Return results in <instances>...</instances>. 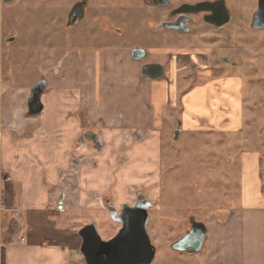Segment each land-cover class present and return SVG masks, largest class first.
Masks as SVG:
<instances>
[{
    "label": "rangeland",
    "instance_id": "rangeland-1",
    "mask_svg": "<svg viewBox=\"0 0 264 264\" xmlns=\"http://www.w3.org/2000/svg\"><path fill=\"white\" fill-rule=\"evenodd\" d=\"M83 1L84 17L68 26L71 8ZM184 1L197 0L172 2ZM225 1L231 15L228 24L215 30L198 20L185 34L154 28L162 17L149 15L147 12L153 9H146L142 0H0V121L8 103L20 102L28 114L31 88L42 79L46 82L42 104L52 91L50 96L60 98L58 90L64 87L72 92V86H86L88 92L71 95L76 96L81 121L76 147L85 143L96 151H117L121 163L125 152L119 150L113 137L105 141V132L122 136V131L129 128L125 127L124 112L132 110L131 119L136 120L149 111V78H143L138 68L144 62L133 61L129 53L137 48L148 51L146 62L156 61L152 56L156 52L170 53L173 60L163 69L172 75L171 90L178 85L180 74L195 71L192 78L183 81V92L172 101L171 109L162 111L155 184L146 181L125 191L124 201L117 200L113 193L108 196L107 205L114 209L132 205L138 197L156 204L149 212L152 224L148 227L153 246H158L155 264H182V260L185 264H206L208 250L204 243L200 253L180 258L168 247L175 236L157 228L159 216L188 212L196 214L206 226L216 218L217 225L221 222L229 227L233 220L230 214L240 208L244 153L261 155L264 182V29L251 28L257 0ZM76 52L90 56L84 62L86 72L83 66L77 68ZM108 75L113 77L106 82ZM134 87L140 89H135L132 99L139 97V102L122 103L120 98H112L117 93L109 94L106 104L97 101L101 89L121 93ZM90 91L96 94L94 102L89 101ZM138 109L141 117L134 114ZM211 111L216 115L212 128H199V115L209 117ZM177 130L180 133L174 140ZM0 180L7 195L10 183ZM107 205L103 207L106 212ZM90 222L95 221L89 219L85 225ZM108 223L111 239L119 224L110 218ZM12 228L6 220L3 243Z\"/></svg>",
    "mask_w": 264,
    "mask_h": 264
},
{
    "label": "crops",
    "instance_id": "crops-1",
    "mask_svg": "<svg viewBox=\"0 0 264 264\" xmlns=\"http://www.w3.org/2000/svg\"><path fill=\"white\" fill-rule=\"evenodd\" d=\"M75 55L77 68L83 66L86 72V60L90 56L81 52ZM152 56L162 67L173 60L166 52ZM138 68L141 69V64ZM194 72L180 74V81L173 90L172 75L167 74L166 69L162 79L149 78L148 113L141 117L138 109L139 113L134 114L141 118L135 120L131 119L132 110L124 112L125 127L129 128L122 131V136L105 132V141L113 137L116 146L120 145L119 150L125 152L121 163L117 151H96L85 143L76 147L81 121L77 116L76 96L71 95L88 92L86 86H72L75 88L72 92L65 91L67 87H64L58 90L60 98L50 96L54 94L52 91L45 97L43 110L35 116L26 114L20 102L5 105L0 121V178L10 183V192L5 194L6 211L0 215V264L1 256L3 264L84 263L78 231L89 219L95 221L101 239L108 240L109 218L103 207L109 203V193L124 201L125 191L140 187L146 181L155 184L162 111L171 109L172 101H177L183 92V81L192 78ZM106 77L108 82L113 76ZM135 89L140 88L121 93L101 89L98 100L90 91L94 96L92 94L89 101L97 100L103 105L108 102L109 94L117 93L113 99L136 103L139 97L132 99ZM213 111L209 112V117L205 113L198 116L199 128H212L216 120ZM260 157L258 153H244L240 208L230 214L233 220L231 218L229 227L221 222L217 225L216 218L211 223L206 241V264H264V182ZM3 193L0 186L1 196ZM6 220L13 228L8 230L3 243Z\"/></svg>",
    "mask_w": 264,
    "mask_h": 264
},
{
    "label": "water",
    "instance_id": "water-1",
    "mask_svg": "<svg viewBox=\"0 0 264 264\" xmlns=\"http://www.w3.org/2000/svg\"><path fill=\"white\" fill-rule=\"evenodd\" d=\"M83 2L81 3L83 4ZM81 3L78 5H82ZM214 3L215 2H200L194 5L183 4L173 15L192 12H210L211 8L203 6L205 4L212 5ZM216 4V20L212 17L208 19L209 21L205 19V22L214 24L215 27H221L229 22L230 17L224 0H220L216 2ZM71 16V14L68 16V26L73 25L77 19L81 20L84 17V13L78 18L76 16L71 18ZM159 27L175 32L188 30L186 28L183 29V24L177 22L164 23ZM251 28L255 30L264 29V0H257V9L251 19ZM143 52L142 49H136L132 50L130 55L133 59L139 60L144 56ZM141 76L143 78L162 79L164 77V69L161 65H146L141 70ZM45 89L46 82L44 79L38 81L31 88L26 103L27 112L30 116L38 115L43 110L40 97ZM179 133L180 130H177L174 135V140H177ZM140 198L141 197L137 198V203L133 207L127 204L123 205L119 215H117L114 208L107 207V213L110 219L116 223H120L122 226L113 238L102 240L95 222H90L79 229L78 236L81 240L79 251L85 264H153L155 247L150 243L146 229L149 217L148 208L151 205L150 202L144 198H141L144 200L139 203L138 200ZM198 225L201 226V229L197 237L190 234L184 237L183 240L178 242L173 248L187 250L186 242L190 238L195 237L197 246H194L190 252L201 251L203 241L206 237V227L201 223H198Z\"/></svg>",
    "mask_w": 264,
    "mask_h": 264
},
{
    "label": "flooded vegetation",
    "instance_id": "flooded-vegetation-1",
    "mask_svg": "<svg viewBox=\"0 0 264 264\" xmlns=\"http://www.w3.org/2000/svg\"><path fill=\"white\" fill-rule=\"evenodd\" d=\"M172 1L173 0H142L143 6L146 9H153V10H149L147 12L149 15L154 16V17L158 15V16L162 17L159 24H154L153 25L154 28L156 26L159 27L160 25H162L164 23H174V22H177V23H182L183 26H184L183 29L186 28L188 30L187 31H183V32H175V31L163 29L161 27H159L157 29L171 31V32H174V33H185V34H187V33L190 32L191 26L193 24L197 23L198 20H201L205 25H207V26H209V27H211V28H213L215 30L222 28L224 25L228 24L231 21L230 11L226 7L227 12H228V15L230 17V20H229L228 23L224 24L221 27H215L214 24H210L208 22H205V19L208 20V19H211L212 17L216 20V8H217L216 2H218L220 0H197V1H194V2H185L184 1V2H178L176 4L173 3ZM200 2H205V3L206 2H215V3L212 4V5L205 4L203 6V7H209V8H211V11L210 12H198V13H193L192 12V13H183V14H174L173 15V13L178 8H180L183 4H191V5H194V4H197V3H200ZM224 3L226 5V1L225 0H224ZM78 4H80V3H75V5H73V7L71 8V11L69 13V15L70 14L72 15L71 18L74 17V16H76L78 18L81 14L85 13L84 12L85 11V8H86L85 2H83V4L81 3L82 5H78ZM162 10H165L166 12L162 13ZM76 21H79V20L77 19ZM137 49H140V48H137ZM134 50H136V49H134ZM143 51H144L143 52L144 56L141 59H139V60H135L134 59L133 61H136V62H144L146 59H148V57H149L148 51H145V50H143ZM129 55H130V53H129ZM130 57H131V55H130ZM146 65H161V64H159L157 62H145V63H143L141 65L140 74H141L142 68L144 66H146ZM142 200H144V199H141L140 198L138 200V202L140 203ZM136 203H137V200L132 205H129V206L130 207H133V206L136 205ZM150 205L151 206H149V208H148V215H149V217H148V221H147V224H146V229H147V233L149 235L150 243L153 245L154 242L152 243V240H151L150 234H149V230H148V227H150V225L152 224V218H151L149 212L151 210H153V209L156 208V204L150 202ZM122 206L119 209H115L116 212H117V215H119L121 213ZM107 207H111V206L107 205ZM198 223L204 224L203 222H201L198 219V217H197L196 214L186 212L183 215L159 216L158 217L157 228L160 229L161 231H164V232H166L168 234H173L175 236L174 240L173 241H170L168 247H169V249L173 253H176L177 255H179L180 258L185 259L184 257H186L188 255H193L195 253H200L203 250L204 243H206V241H207L208 232H209V226H206L204 224L205 227H206V237H205V239L203 241V244H202V250L199 251V252H190V250L194 246H197L195 237H197L198 232L201 229V226L198 225ZM118 224H119V227H118L117 230L119 231L122 228V226H121L120 223H118ZM118 231H117V233H118ZM190 234H193L195 237L190 238L186 242V248H187V250H178V249L173 248L178 242H180L181 240H183L184 237H186V236H188ZM154 247H155V257H154V260H153V264H155L156 257H157V252H158V246L154 245ZM181 262H182V264H185L186 263L185 260H182Z\"/></svg>",
    "mask_w": 264,
    "mask_h": 264
},
{
    "label": "built area",
    "instance_id": "built-area-1",
    "mask_svg": "<svg viewBox=\"0 0 264 264\" xmlns=\"http://www.w3.org/2000/svg\"><path fill=\"white\" fill-rule=\"evenodd\" d=\"M4 211H6V208H4L2 196L0 195V214Z\"/></svg>",
    "mask_w": 264,
    "mask_h": 264
},
{
    "label": "trees",
    "instance_id": "trees-1",
    "mask_svg": "<svg viewBox=\"0 0 264 264\" xmlns=\"http://www.w3.org/2000/svg\"><path fill=\"white\" fill-rule=\"evenodd\" d=\"M3 189L5 190L6 188H5V185L3 186ZM8 189V188H7ZM5 194V193H4ZM4 198H5V196H4ZM1 264H3V258H2V256H1Z\"/></svg>",
    "mask_w": 264,
    "mask_h": 264
}]
</instances>
